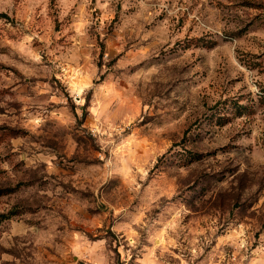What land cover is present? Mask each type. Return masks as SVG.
Segmentation results:
<instances>
[{"label":"rangeland","instance_id":"obj_1","mask_svg":"<svg viewBox=\"0 0 264 264\" xmlns=\"http://www.w3.org/2000/svg\"><path fill=\"white\" fill-rule=\"evenodd\" d=\"M264 264V0H0V264Z\"/></svg>","mask_w":264,"mask_h":264},{"label":"built area","instance_id":"obj_2","mask_svg":"<svg viewBox=\"0 0 264 264\" xmlns=\"http://www.w3.org/2000/svg\"><path fill=\"white\" fill-rule=\"evenodd\" d=\"M79 264H82V263H79Z\"/></svg>","mask_w":264,"mask_h":264}]
</instances>
